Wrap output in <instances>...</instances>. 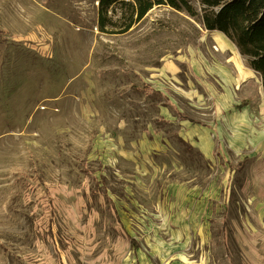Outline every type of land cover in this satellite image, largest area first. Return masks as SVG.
<instances>
[{
  "label": "rangeland",
  "instance_id": "obj_1",
  "mask_svg": "<svg viewBox=\"0 0 264 264\" xmlns=\"http://www.w3.org/2000/svg\"><path fill=\"white\" fill-rule=\"evenodd\" d=\"M96 20L0 0V264H264L260 76L168 7Z\"/></svg>",
  "mask_w": 264,
  "mask_h": 264
},
{
  "label": "trees",
  "instance_id": "obj_2",
  "mask_svg": "<svg viewBox=\"0 0 264 264\" xmlns=\"http://www.w3.org/2000/svg\"><path fill=\"white\" fill-rule=\"evenodd\" d=\"M96 27L123 34L154 7H168L198 18L207 32L223 34L261 79L264 91V0H97ZM120 10L118 21L111 13ZM110 13V14H109Z\"/></svg>",
  "mask_w": 264,
  "mask_h": 264
},
{
  "label": "crops",
  "instance_id": "obj_3",
  "mask_svg": "<svg viewBox=\"0 0 264 264\" xmlns=\"http://www.w3.org/2000/svg\"><path fill=\"white\" fill-rule=\"evenodd\" d=\"M257 113L260 116V118L263 121V128L259 131V133L261 134V136L264 135V100L261 101L258 105H257ZM255 181V180H254ZM257 182V181H255ZM257 187V186H256Z\"/></svg>",
  "mask_w": 264,
  "mask_h": 264
},
{
  "label": "bare ground",
  "instance_id": "obj_4",
  "mask_svg": "<svg viewBox=\"0 0 264 264\" xmlns=\"http://www.w3.org/2000/svg\"><path fill=\"white\" fill-rule=\"evenodd\" d=\"M263 165H264V163H263ZM254 168H260V170H262L263 172H264V168H263V166H259V165H254ZM261 171V172H262ZM262 181L264 182V178H262ZM262 182V186L260 187V189L259 190H262V189H264V183Z\"/></svg>",
  "mask_w": 264,
  "mask_h": 264
},
{
  "label": "water",
  "instance_id": "obj_5",
  "mask_svg": "<svg viewBox=\"0 0 264 264\" xmlns=\"http://www.w3.org/2000/svg\"><path fill=\"white\" fill-rule=\"evenodd\" d=\"M97 5H98V3H97Z\"/></svg>",
  "mask_w": 264,
  "mask_h": 264
}]
</instances>
